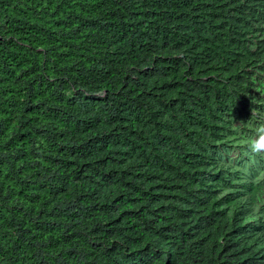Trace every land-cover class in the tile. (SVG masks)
I'll list each match as a JSON object with an SVG mask.
<instances>
[{"label": "trees", "instance_id": "16d2710c", "mask_svg": "<svg viewBox=\"0 0 264 264\" xmlns=\"http://www.w3.org/2000/svg\"><path fill=\"white\" fill-rule=\"evenodd\" d=\"M264 0H0V264H264Z\"/></svg>", "mask_w": 264, "mask_h": 264}, {"label": "clouds", "instance_id": "9594fccd", "mask_svg": "<svg viewBox=\"0 0 264 264\" xmlns=\"http://www.w3.org/2000/svg\"><path fill=\"white\" fill-rule=\"evenodd\" d=\"M248 147L254 154L264 153V123H258L255 132L248 138Z\"/></svg>", "mask_w": 264, "mask_h": 264}]
</instances>
